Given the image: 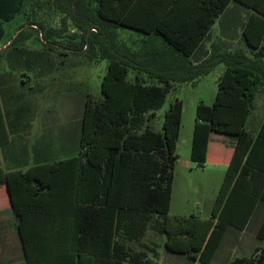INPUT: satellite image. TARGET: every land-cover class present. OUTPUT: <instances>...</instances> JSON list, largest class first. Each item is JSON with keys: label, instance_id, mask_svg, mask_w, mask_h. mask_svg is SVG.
Here are the masks:
<instances>
[{"label": "trees", "instance_id": "1", "mask_svg": "<svg viewBox=\"0 0 264 264\" xmlns=\"http://www.w3.org/2000/svg\"><path fill=\"white\" fill-rule=\"evenodd\" d=\"M25 1L0 0V48L4 25ZM159 1L54 0L83 31L81 40L75 36L67 48L82 52L89 47L90 61L108 60L109 65L103 98H87L78 156L25 171L0 168L25 254L19 264H159L157 248L149 250L150 256L130 246L150 229L165 236L168 251L212 264L227 227L244 229L259 199L264 200V121L256 137L246 128L264 91V0L245 4L252 11L243 34L251 55L238 49L215 56L214 49L198 64L191 57L228 0L203 2L200 12L194 4L184 9L180 0ZM119 29L144 36L131 47L120 41ZM18 32L9 46L32 37ZM49 33L42 37L48 40ZM219 64L226 70L214 104L196 108L191 158L204 167L212 133L234 137L235 151L211 217L170 216L183 103H171L161 132L151 122L174 83L195 85ZM130 69L138 73L135 82L127 80ZM2 128L6 134L4 122ZM253 176L261 182L257 188L243 182ZM258 237L262 245L254 254L232 264H264V222Z\"/></svg>", "mask_w": 264, "mask_h": 264}, {"label": "rangeland", "instance_id": "2", "mask_svg": "<svg viewBox=\"0 0 264 264\" xmlns=\"http://www.w3.org/2000/svg\"><path fill=\"white\" fill-rule=\"evenodd\" d=\"M64 20L66 21L64 22ZM31 24H36L34 29ZM217 26L218 24L213 29L212 37L204 42L199 51H208L209 54L206 58L211 56L214 49L215 56L218 53L226 52L227 45L231 42L230 39L221 34ZM4 27V42L14 35L17 36L19 29L24 30L26 36L35 35L33 39L26 37L17 39L16 44L10 46L5 54H0V74L8 79L6 84L2 86V94L6 101L5 107L11 111L10 119H18L24 123L25 133L33 132L38 138L45 126L60 125V122L63 124L67 122L69 114L76 110V104L83 102L85 105L88 97L95 101L103 98L102 80L107 72L109 62L108 60L90 61L88 53H85L86 51L89 52V47H84L82 52L80 50L75 52L74 49L69 50L67 48L75 36L80 39L79 36L83 35V31L76 25L72 17L67 13L60 12L55 7L54 0H26L23 10L15 19L7 22ZM48 31L51 36H48L49 38L46 40L42 37V33ZM122 32L125 36H120V41L131 47L136 45L137 40L143 38L130 29L117 31L119 35ZM25 60H29L30 65L24 68L22 63ZM78 61L83 62L82 66L75 65L73 67L72 63ZM14 62H18L19 65L17 66L24 70L17 69L14 65L8 68V64ZM86 62L88 67H85ZM39 68L43 70L41 73L38 72ZM225 70L226 66L219 64L209 75L200 78L195 85L190 82L174 83L164 106L157 111V117L151 122L152 129L161 132L165 113L169 110L171 103L176 99L183 103L181 137L177 145V154L180 156V160L175 171L177 177L174 184L173 207L169 213L170 216L180 213H187L186 215L191 216V211L202 218L210 215L211 204L208 199L211 191L206 193L205 188L199 184L201 179L193 182L195 187L193 191L187 190L183 178L186 171L183 170V166L184 161L189 160V145L196 121V108L201 103L207 106L214 104L218 91V81ZM17 72L20 76L15 80ZM24 73H27L30 78L21 77ZM137 74L136 71L130 69L127 80L135 82ZM140 75L148 79L146 74ZM147 81L153 83L150 80ZM259 106L258 113L254 111L247 126L252 135L256 133L251 128L252 120L258 118L257 114L261 117L264 116V100L262 98L259 100ZM66 112L69 114L67 115ZM77 154L78 151L73 153V155ZM210 173L211 171L204 177L209 179ZM198 203L200 206H197ZM8 215H10L8 212L0 214V216L10 217ZM4 221L6 227L3 232L9 236L12 223L8 220ZM151 241L158 244L161 264H195L193 260L187 259L183 255L168 251L164 238L149 234L147 242ZM196 264L200 263L197 262Z\"/></svg>", "mask_w": 264, "mask_h": 264}, {"label": "crops", "instance_id": "3", "mask_svg": "<svg viewBox=\"0 0 264 264\" xmlns=\"http://www.w3.org/2000/svg\"><path fill=\"white\" fill-rule=\"evenodd\" d=\"M163 0H160L158 3H162ZM227 0H180L179 5L183 6L186 9L187 6H192L193 4L198 7L200 12L202 3L210 2L212 3H225ZM253 2V0H228L227 7L224 11L215 19L214 25L211 27L209 33L201 42L200 46L194 52L191 57V60L194 64H198L201 61L205 60L208 51L204 50L199 52L202 48L204 42L211 38L214 27L218 24V28L222 35L226 36L231 40L227 45V51L243 50L248 55H251L250 50L245 44L243 39L244 29L249 20L251 9L246 7L245 4ZM147 3V1H146ZM186 12V10H184ZM123 31V29H119ZM131 30V29H130ZM133 31V30H132ZM18 32V31H17ZM136 32V31H135ZM139 37L144 36L143 33L136 32ZM124 37V33L120 35ZM16 35L11 37L8 41L3 42L2 47L0 48V54H5L9 49V45L15 39ZM32 39L35 38V35H32ZM30 38V39H31ZM9 46V47H8ZM236 46V47H235ZM197 56V57H196ZM37 64V63H36ZM35 64V65H36ZM83 62L78 61L72 63L73 67L75 65L82 66ZM8 68L14 65L17 69H21L18 62L13 64L9 63ZM30 65L29 60H25L22 63V66ZM34 65V66H35ZM85 67H88L87 62ZM42 68L38 69V72L41 73ZM20 74H16V79H18ZM21 77L30 78L27 73L21 75ZM21 80V79H19ZM147 81V79H145ZM8 79L3 77V74H0V106L2 109L3 121L0 118V168L4 173L22 170L25 171L30 167L58 162L66 159L76 157L80 154V137L82 132V121L84 117L85 105L83 102L76 104V110L69 114V119L64 124L60 122V125H50L45 126L39 137H35L33 132L25 133V125L21 123L18 119H10V109L6 108V101L2 94L3 87ZM24 82V81H21ZM148 83V81H147ZM153 84H156L153 82ZM259 97V98H258ZM258 98V103L256 100ZM264 100V91H261L255 100V109L257 112L259 106V100ZM7 99V98H6ZM87 101V99H86ZM206 105V104H205ZM254 111L252 115L254 114ZM258 113V112H257ZM250 116V118L252 117ZM257 119H253L251 122V128L255 133L252 135L248 129L247 131L253 136L256 137L259 133V130L264 121V116L261 117L259 114ZM249 118V120H250ZM248 120V123H249ZM2 122L6 125V134L3 133ZM53 123V122H52ZM246 125V128L248 126ZM195 126V124H194ZM194 132V128H193ZM181 135V133H180ZM181 137V136H180ZM179 137V139H180ZM193 134L191 137L189 145V160L184 161L183 170L186 171L184 178L185 187L187 190L193 191L194 181L201 179L199 184L203 186L206 190V193L210 192V197L208 199L211 204L210 215L206 218L199 217L201 219H208L211 217L212 209L217 198L219 189L223 183L227 168L231 162L232 156L235 151L236 139L231 136L212 133L210 135V140L208 144V154L207 162L204 167H200L196 162L191 158V147H192ZM179 142V140H178ZM79 145V148H78ZM178 145V143H177ZM78 151L77 155H73L74 152ZM177 152V147H176ZM180 160V156L178 161ZM177 161V163H178ZM176 163V166H177ZM198 166H197V165ZM198 167V168H197ZM176 171V167H175ZM174 171V181H173V191H172V200L170 211L173 207V197H174V184L176 182V177ZM209 174V179H206L204 176ZM256 176L253 178L246 177L244 183L249 185V187H258L260 181L258 182ZM199 199V198H197ZM200 200V199H199ZM197 206H200L198 203ZM8 212L10 217L0 216V264H19L25 261V254L23 249L22 240L17 229V218L14 213L12 202L8 193L7 185L5 184L3 177L0 175V214ZM187 213H180L178 215H173L177 217H189ZM191 216H196L194 212L191 211ZM198 217V216H196ZM8 220L12 223L10 228V235L4 233L5 230V221ZM4 221V222H3ZM264 222V200L259 199L257 202L252 214L248 219V223L244 229H238L234 225H229L224 233V237L216 250V253L212 259V264H232V262L239 258L251 257L256 248L262 245V241L259 239L258 234L261 229V226ZM153 234L155 236H160L165 239L164 235H160L154 230L150 229L146 232L141 238L134 240L130 243V246L135 251L146 252L150 256V251L153 248H157L158 244L155 242H147V236ZM187 259H190L188 256L183 255ZM191 260V259H190ZM195 264L198 261H194ZM159 264H161L160 252H159Z\"/></svg>", "mask_w": 264, "mask_h": 264}]
</instances>
